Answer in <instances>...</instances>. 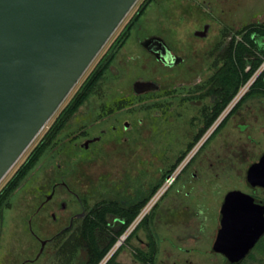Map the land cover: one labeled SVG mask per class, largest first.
<instances>
[{
	"label": "flooded vegetation",
	"instance_id": "flooded-vegetation-1",
	"mask_svg": "<svg viewBox=\"0 0 264 264\" xmlns=\"http://www.w3.org/2000/svg\"><path fill=\"white\" fill-rule=\"evenodd\" d=\"M152 1L137 16L139 3L96 61L95 65L106 63V68L91 96L110 79L120 78V67L126 66V61L141 57L140 53L133 55L123 48ZM173 7L175 50L154 33L137 37L133 45L144 51L149 60L161 66L178 64V41L181 40L178 14L186 16L190 10L198 19H203L193 30L194 36L212 42L205 45L201 55L205 64L188 82H177L170 88L162 89L156 79L137 78L131 85L130 94L121 95L107 104L102 100L99 109L83 111L82 105L90 96L72 114L57 133L55 144L43 154L27 176L31 177L34 171L42 168L43 160L49 162L45 168L48 172L46 190L36 193L38 199L28 218L30 223L36 217L48 235L36 234L30 227L29 231L38 242L39 249L29 261L40 259L47 249L53 248L61 254L63 262L67 259V264H84L92 239L99 251H103L115 239L106 252L112 249L103 264H152L151 258L163 255L169 257L166 264H192L193 255L208 257L210 264H224L227 254L216 248L221 228V208L227 193L237 190L250 196L253 203L250 205L252 220L237 228L243 235V242L250 234L251 237L256 236L243 257L231 264H264V0H174ZM161 57L173 63L169 64ZM232 65L238 67L240 79L247 73L249 75L214 115L217 105L222 103L231 89L228 76ZM222 66L228 75L223 76V83H220L215 75ZM137 81L144 83L135 86ZM118 101L128 104L117 106ZM186 105L194 109H191L186 125L178 136V144H183V148L175 159L160 170L155 181H151L147 170L139 173L135 183L129 182V170L118 171L115 175L103 170L92 181L88 173L81 169L83 163L105 161L115 153L134 159L135 153L139 152L138 156L144 157L140 153L143 150L134 151L133 145L140 149V145H143L144 149L151 138L140 129V118L133 123V116L165 106H181L182 109ZM227 123V129L220 132ZM93 127L97 128L90 132ZM216 131L220 135L213 143L211 141ZM231 147H237L233 157L239 162V169L231 168V164L227 163ZM192 148L193 152L187 156ZM78 162L81 166L77 168ZM254 163H259L258 171L255 177L249 178V168ZM70 177L79 186L68 181ZM165 179H169L168 185L178 181V190L171 195L167 205L163 207L160 202L167 196L168 188L143 211L135 224L131 225L135 218L127 224L134 209L140 206V212L151 199L152 188L156 185L160 187ZM112 183L116 186L109 188ZM224 185L227 186L217 198V207L209 222L211 239L206 241L201 230L208 225L206 217H210L208 213L212 209L207 203L212 202L211 197L214 199L215 189ZM246 203L240 205L245 215ZM94 221L100 224L92 230V234L89 231ZM122 228V233L118 234ZM233 235H236V228L228 237L231 239ZM74 249L77 250L72 256ZM172 257L174 259L171 260Z\"/></svg>",
	"mask_w": 264,
	"mask_h": 264
},
{
	"label": "water",
	"instance_id": "water-1",
	"mask_svg": "<svg viewBox=\"0 0 264 264\" xmlns=\"http://www.w3.org/2000/svg\"><path fill=\"white\" fill-rule=\"evenodd\" d=\"M136 1L0 0V182ZM258 166H250L249 178ZM251 204L250 196L237 190L224 199L216 239V248L227 254L224 264L239 261L256 236L243 242L237 228L252 220Z\"/></svg>",
	"mask_w": 264,
	"mask_h": 264
},
{
	"label": "rangeland",
	"instance_id": "rangeland-1",
	"mask_svg": "<svg viewBox=\"0 0 264 264\" xmlns=\"http://www.w3.org/2000/svg\"><path fill=\"white\" fill-rule=\"evenodd\" d=\"M141 1L142 0H137L135 2L115 33L93 59L84 74L52 115L50 120L38 133L6 176L1 180L0 188L25 160L30 150L39 141L55 115L68 102L88 72L93 68L102 52L106 49L120 28L131 17ZM173 3L174 0H153L151 2L144 14L139 18L136 26L132 30L130 40L123 48L125 52L132 53L133 55L140 53L141 57L136 59L131 58L126 61V66L120 67L121 77L115 80L110 79L107 83H105V85L99 88V91L95 95L91 96V98L82 105L81 109L83 111L99 109L102 100L107 104L111 103L121 95L130 94L131 85L137 78L156 79L160 83L162 89H165L170 88L177 82H188L195 76L197 71L203 67L205 61L201 58V55L203 54L205 45L208 46L212 42H210L211 40H208L207 38L205 40H201L194 36L193 30L198 27L200 23H202L203 19H198L197 16L190 13V10H188L186 16L178 14V33L181 35V40L178 41V53L180 54V56H178V64H174L172 67L161 66L154 63L152 60H149L144 51L133 45V42L136 41L137 37L154 33L162 39L164 44L166 43L172 50H175L174 38L176 23ZM191 109H194L191 105H186V107L182 109L181 106H178V108L165 106L164 108L151 109L147 113H136L132 118L133 123H137L138 118H140L141 121L138 123L141 125L140 129L151 138L150 144L148 146L145 145V148L143 147L144 149H142L143 145H140L141 149L138 148L137 145H133L134 151H144H140V153H143L144 157L142 155L138 156L139 152L135 153L134 159L131 156L129 159L126 158V156L122 157L120 155H115L117 154L115 153L111 155V158L105 161L91 160L85 164L83 163L82 166L78 162L77 168L81 166L83 172L86 174L88 173V176H90L92 181H95L96 177H98L103 170H107L109 173H113L114 175L118 171L129 170L131 174V176L129 175L130 183H132V181L134 183L137 182V176L140 175L139 173L143 170H147L151 181H155L160 174V170H162L167 163H170L171 160L175 159L180 150L183 148V144H178V136L186 125L187 118L192 111ZM228 125V123L224 125L220 132L227 129ZM96 128L97 127L91 128L90 132L91 130H96ZM219 135L220 133L216 131V134L213 137L214 139L211 142L214 143L219 138ZM231 140L233 141L232 137ZM193 148L189 150L187 156L193 152ZM236 148L237 147H231V151H229L230 158L227 163L231 164V168L239 169V162L233 157V152L237 150ZM129 155L130 154H128V156ZM48 164V161L43 160L42 168L37 169L32 173V175H30L31 177H27L24 180L22 187L14 192L9 206L3 211V218L0 225V264H67V259L63 262L61 254L55 252L53 248L47 249L46 253L40 259L29 261V259L33 257L39 249L38 242L29 231L30 227L36 234L42 236L48 235L47 230H42L40 222L36 219V217H34L30 223L28 221V218L31 216V211L38 199V196L36 197V193H40L41 190H46L44 187L48 172L45 168ZM168 180L169 179H165L163 184L156 189V191H158L159 188H163L164 191L168 188L167 196H165L163 200H161L162 202H160L163 207L167 205L171 195H174L176 190H178V181L174 182V184L168 185ZM68 181L76 186H79V184L71 177ZM112 184L109 188L116 186L115 183ZM226 186L227 185H224L223 187L218 188V190L215 189L214 199L211 197L210 201L212 202L207 203L212 209H210L208 213V216L210 217H206L208 225L201 230V234L206 241L211 239L212 231L209 222L212 217L213 210L217 207V198L221 196ZM156 191L152 194V196L156 193ZM167 258L169 257H166V255L154 258L155 260L152 264H166ZM191 258L192 264H210L211 262L206 256L193 255ZM172 259H174V257H172L171 260Z\"/></svg>",
	"mask_w": 264,
	"mask_h": 264
},
{
	"label": "trees",
	"instance_id": "trees-1",
	"mask_svg": "<svg viewBox=\"0 0 264 264\" xmlns=\"http://www.w3.org/2000/svg\"><path fill=\"white\" fill-rule=\"evenodd\" d=\"M150 0H143L138 8V15L144 10L145 6ZM103 65V66H102ZM106 63H98L97 65H94V67L91 69V71L88 73V75L84 78V80L81 82L79 87L76 89L74 94L71 96V98L68 100V102L63 106V108L59 111V114L55 121L48 126V128L44 131L39 141L33 146V148L30 150L29 154L25 158V160L19 165V167L15 170V172L12 174V176L4 183V185L0 188V225L3 218V211L6 207L9 206L11 197L14 193V191L18 188L20 184L26 179V177L34 170L36 165L39 163L41 157L43 154L52 146L55 144V138L57 133L61 130V128L65 125V123L69 120V118L72 116V114L79 109V107L87 100L89 97L96 91L98 85L101 82L102 74L105 70ZM227 70L225 67H221L215 75V79L220 81V83H223V76H227ZM249 75L247 73L243 79H240L239 77V70L238 67L235 65L231 66V71L229 73V80L231 89L228 94L225 95L223 101L221 104H218L216 107V112L214 115H217V113L223 108V106L230 100V98L235 93L238 85L245 80V78ZM136 101V98H134ZM131 100V99H130ZM129 100V101H130ZM133 101V100H132ZM131 102V101H130ZM129 102V103H130ZM117 106H124L128 103H121V101L116 102ZM191 148V147H189ZM184 155V154H183ZM175 166V165H174ZM159 187V185H156L152 188L151 193L149 195L152 196V194L156 191V189ZM140 210V206H137L131 215L128 217L127 224L132 221L138 214ZM103 218V217H102ZM100 223L95 222L91 226L90 233L93 234L94 228L99 225ZM127 224L125 226H127ZM124 226V228H125ZM90 228V227H89ZM118 231V234H121L123 229ZM115 239L111 240L109 245L103 250L99 251L95 246V240L92 239V242L88 244V253H87V259L84 262V264H97L106 254V252L111 247L112 243ZM77 249H74L72 256L75 255V251ZM151 262H154V258H151ZM80 264V263H78ZM83 264V263H81ZM112 264V263H111Z\"/></svg>",
	"mask_w": 264,
	"mask_h": 264
},
{
	"label": "built area",
	"instance_id": "built-area-1",
	"mask_svg": "<svg viewBox=\"0 0 264 264\" xmlns=\"http://www.w3.org/2000/svg\"><path fill=\"white\" fill-rule=\"evenodd\" d=\"M167 182L169 183V180ZM162 191H163V188H159L158 191H156V193L151 197V199L146 204V206L137 214V216L135 217V219L133 220L131 225L135 224L138 221V219L141 216V214L143 213V211L155 202V200L159 197V195L162 193ZM111 251H112V249L104 256V258L98 264H103L105 262V259L110 255Z\"/></svg>",
	"mask_w": 264,
	"mask_h": 264
}]
</instances>
